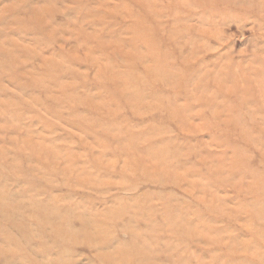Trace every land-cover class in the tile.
Instances as JSON below:
<instances>
[{
    "label": "rangeland",
    "instance_id": "obj_1",
    "mask_svg": "<svg viewBox=\"0 0 264 264\" xmlns=\"http://www.w3.org/2000/svg\"><path fill=\"white\" fill-rule=\"evenodd\" d=\"M0 203V264H264V0H0Z\"/></svg>",
    "mask_w": 264,
    "mask_h": 264
},
{
    "label": "bare ground",
    "instance_id": "obj_2",
    "mask_svg": "<svg viewBox=\"0 0 264 264\" xmlns=\"http://www.w3.org/2000/svg\"><path fill=\"white\" fill-rule=\"evenodd\" d=\"M0 205H1V203H0ZM115 262V261H114Z\"/></svg>",
    "mask_w": 264,
    "mask_h": 264
}]
</instances>
